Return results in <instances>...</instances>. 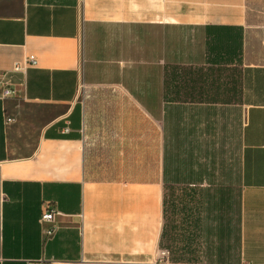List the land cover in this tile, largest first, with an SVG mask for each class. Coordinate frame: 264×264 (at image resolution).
<instances>
[{
    "label": "crops",
    "instance_id": "obj_1",
    "mask_svg": "<svg viewBox=\"0 0 264 264\" xmlns=\"http://www.w3.org/2000/svg\"><path fill=\"white\" fill-rule=\"evenodd\" d=\"M28 56L0 264H164L169 230L176 264H264V0H0V72Z\"/></svg>",
    "mask_w": 264,
    "mask_h": 264
},
{
    "label": "built area",
    "instance_id": "obj_2",
    "mask_svg": "<svg viewBox=\"0 0 264 264\" xmlns=\"http://www.w3.org/2000/svg\"><path fill=\"white\" fill-rule=\"evenodd\" d=\"M36 66V60L33 56H28L22 62H17L13 64L10 70L0 72V100H7L14 96V86L11 82V78L15 74H24L27 69ZM7 123L12 122L11 119L6 120ZM68 129H64V133H67ZM58 213L51 207L46 206L45 210L42 212L41 217L39 219V224L44 232L46 237H49L53 234L54 228L49 226ZM158 257L160 262L167 264L169 259V252L165 250H160L158 252ZM86 264V263H83Z\"/></svg>",
    "mask_w": 264,
    "mask_h": 264
},
{
    "label": "rangeland",
    "instance_id": "obj_3",
    "mask_svg": "<svg viewBox=\"0 0 264 264\" xmlns=\"http://www.w3.org/2000/svg\"><path fill=\"white\" fill-rule=\"evenodd\" d=\"M170 227H172L171 224ZM186 234V232L179 233L173 230L166 231L161 249L169 252L168 264L185 263L188 261V256L194 252V247H184L179 241V235Z\"/></svg>",
    "mask_w": 264,
    "mask_h": 264
}]
</instances>
